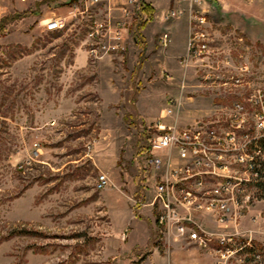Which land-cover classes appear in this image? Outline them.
Here are the masks:
<instances>
[{
	"label": "rangeland",
	"instance_id": "obj_1",
	"mask_svg": "<svg viewBox=\"0 0 264 264\" xmlns=\"http://www.w3.org/2000/svg\"><path fill=\"white\" fill-rule=\"evenodd\" d=\"M76 1L0 0V264H187L192 250L217 264L210 250L158 228L144 156L158 123L213 120L264 90V0H192L207 44L192 57L188 42L186 55H173L165 32L137 35L154 22L145 0L148 20L125 33L127 51L93 57L85 26L70 15ZM124 1L108 8L115 18ZM190 2L171 3L169 18H190ZM58 17L69 25L49 31ZM101 174L110 180L103 190ZM194 215L224 228L211 213ZM229 226L256 230L264 243V202Z\"/></svg>",
	"mask_w": 264,
	"mask_h": 264
},
{
	"label": "built area",
	"instance_id": "obj_2",
	"mask_svg": "<svg viewBox=\"0 0 264 264\" xmlns=\"http://www.w3.org/2000/svg\"><path fill=\"white\" fill-rule=\"evenodd\" d=\"M193 2L188 57L207 48L204 34L195 29L206 18L193 14ZM102 3L103 0H77L70 15L85 26L89 55H122L128 48L125 33L132 25L147 21L148 15L141 0H125L116 18ZM170 15L176 16L177 11ZM67 25V17H58L47 24V29L57 31ZM169 41V34L164 33L161 43L166 46ZM242 69L246 72L249 68ZM242 82L238 76L231 77L230 83L235 86ZM222 109L213 120L187 127L156 125L158 134L144 156V178L154 190L148 204L156 212L157 226L164 235L171 239L187 237L216 254L217 264H264V243L256 230L229 226L238 222L252 204L264 202V90L257 88ZM109 182L108 176L101 174L97 188L103 190ZM194 212L213 214L224 228L211 230Z\"/></svg>",
	"mask_w": 264,
	"mask_h": 264
},
{
	"label": "crops",
	"instance_id": "obj_3",
	"mask_svg": "<svg viewBox=\"0 0 264 264\" xmlns=\"http://www.w3.org/2000/svg\"><path fill=\"white\" fill-rule=\"evenodd\" d=\"M145 0L147 4L150 5V8L152 12L154 13V24L151 25L146 24L145 27L141 31V36L146 35V30L150 27V29L154 30H160L161 32L168 33L171 37L172 42V54L177 55H186L187 54V42L189 38V31H190V18L188 13L184 14L181 17L178 18H169L166 19V16H168V10L169 5L172 3L175 8L184 6L183 0H174V3L172 0ZM106 2V3H105ZM122 0H105L104 6L106 9L108 8H114L115 10L118 9L120 6ZM168 3V4H167ZM71 8V7H70ZM72 9V8H71ZM169 20H172L170 23ZM159 31V32H160ZM176 37L179 38V42L176 41ZM84 58L86 60L87 54H83ZM187 259L185 262L187 264H202L203 259L198 257L195 250L190 251L189 254L184 255ZM152 256H149L151 258ZM175 258V257H174ZM148 261V260H147ZM146 263V262H145ZM144 263V264H145Z\"/></svg>",
	"mask_w": 264,
	"mask_h": 264
},
{
	"label": "trees",
	"instance_id": "obj_4",
	"mask_svg": "<svg viewBox=\"0 0 264 264\" xmlns=\"http://www.w3.org/2000/svg\"><path fill=\"white\" fill-rule=\"evenodd\" d=\"M145 6H146L147 8H149V10H151L149 4H146V3H145ZM145 25H146V22L143 23L141 26H139V27L137 28V35H139V36L141 35V31H142V29L145 27Z\"/></svg>",
	"mask_w": 264,
	"mask_h": 264
}]
</instances>
